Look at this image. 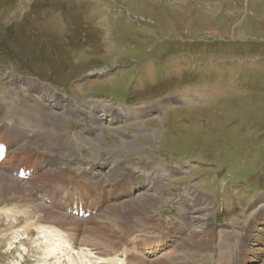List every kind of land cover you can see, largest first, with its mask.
<instances>
[{"label": "rangeland", "instance_id": "1", "mask_svg": "<svg viewBox=\"0 0 264 264\" xmlns=\"http://www.w3.org/2000/svg\"><path fill=\"white\" fill-rule=\"evenodd\" d=\"M83 115L94 124L82 126ZM3 129L13 149L40 156L38 169H63L55 184L31 188L62 212L45 225L59 228L64 206L77 210L84 227L66 229L77 247L104 252L99 229L88 230L117 221V264H223L224 223L234 263L264 264L256 228L242 255L237 240L264 200V0H0V139ZM161 164L172 169L152 170ZM128 172L145 176L135 190L119 201L95 195ZM18 177L33 183L29 172ZM12 198L0 196V264L67 258L52 259L45 230L32 227L36 203ZM11 208L31 214L7 216ZM256 221L263 236L264 216ZM186 222L156 248L157 234Z\"/></svg>", "mask_w": 264, "mask_h": 264}, {"label": "bare ground", "instance_id": "2", "mask_svg": "<svg viewBox=\"0 0 264 264\" xmlns=\"http://www.w3.org/2000/svg\"><path fill=\"white\" fill-rule=\"evenodd\" d=\"M38 85V84H37ZM40 87V86H39ZM47 88V87H46ZM54 95V94H53ZM56 97V96H55ZM103 104V103H102ZM94 106V105H93ZM102 107H104L103 105H101ZM100 106V107H101ZM95 107V106H94ZM112 110V109H111ZM133 111V110H132ZM141 111V110H139ZM121 115V113L119 114ZM116 116V115H115ZM24 124V123H23ZM26 124V123H25ZM24 130V129H23ZM26 130V129H25ZM12 139V134H10L9 132L5 131L3 129L2 132V137L0 139V196L5 197L6 199L12 198L14 195V197L12 198V200H8L6 202H8L9 204H15L16 207H18L21 203H24L26 201V203L28 201L32 202L33 205L34 203H36L35 206V211L36 213H41V218L39 219L38 222L31 224L32 227H34L35 229H37L38 231H43L45 230L47 236H45L44 238H46L47 243L49 244L48 246V252H49V256L52 257V259H54V256L57 258H63V257H67L62 259V261H56V264L58 263H63V264H76L77 262L79 264H81V261L79 260L80 255H82V257L84 258V260L82 261L83 264H115L118 261V251L117 249H114V246H121V244L118 245H111V241H114L113 239L116 237V234L118 233V231L122 230V228L125 230V226L122 224V227L119 226V224L117 225V221L115 223V228L117 229V233L115 232L114 227L111 228L112 226H107L108 224H106L105 226H101V227H97L93 230L89 229L88 231L90 232H94L95 233L98 231L99 229V234L97 235H101L104 236V243L102 242L101 244H99L101 242V240H99L100 242L97 243V245H99L100 247H104V252H102L100 249L96 248V252H93V250L91 251L90 249H87L86 246L82 245L80 247L76 246V242L75 239H77L78 237H76V234H74V236L76 238L72 239L70 234H68L67 232V228L69 230H73L79 232L78 229L81 230L82 227L84 226H80L78 224V222L76 221L77 219L75 217H71L72 215H75V213H78L76 209H72L70 206H64V209L66 210V214L64 219H62V217L60 218L59 222H61V226L59 228H54L53 225H50V223L48 225H45L44 221L48 220V218L56 215V214H62V212H60L59 210L57 211L56 209H52L51 207H49L48 205L43 204L45 201H43V203L36 201L37 196H34V194L32 193V188L34 187V183L37 186L36 182L34 181H38L39 184H43L45 186H51L53 184L56 183L55 181V177L57 178V176L59 174H61V171L63 170L61 167H58V170L55 167H53V169L50 168L49 172H43L42 170L38 169L36 167L38 158L37 155L36 156H27V153L24 150H19V149H13L12 146L9 144V141H11ZM4 140V142H3ZM18 146V145H17ZM21 148V147H20ZM24 149V148H22ZM12 151V152H9ZM56 158L54 159V164H56ZM39 162V161H38ZM39 164V163H38ZM155 164V163H154ZM2 165H6L5 167ZM123 165V164H122ZM122 167V166H120ZM163 167V166H162ZM1 168H3L4 170H1ZM173 171V170H171ZM8 172V174H7ZM10 172V173H9ZM31 173L32 174V182L33 183H27L26 181H23L22 179L16 178V175H18L19 173H23V174H27V173ZM137 174V173H136ZM11 176H15V178H12ZM35 176V177H33ZM55 176V177H54ZM134 176V175H132ZM158 177V176H157ZM164 177V176H162ZM132 178V177H131ZM145 176H138V179L136 181L140 182L142 184V180H144ZM131 180V179H130ZM129 180V181H130ZM146 180V179H145ZM107 182V181H106ZM105 182V183H106ZM129 184V183H128ZM42 186V187H45ZM32 187V188H31ZM44 191V190H43ZM73 191V190H72ZM75 194V193H74ZM127 195L128 192H127ZM45 196V195H44ZM130 196V195H129ZM82 197V196H81ZM15 199V200H14ZM142 199V198H141ZM33 200V201H31ZM44 200V199H43ZM99 200V199H98ZM144 200V199H143ZM130 201V200H129ZM130 203V202H129ZM135 203V202H134ZM127 204V203H126ZM189 207V206H188ZM134 208H137L136 206ZM24 211L21 208H11L6 212L7 216H19V215H24ZM81 213V212H80ZM117 213V215L119 214V208L117 207L115 209V212ZM29 214H31L30 212L27 213V215L24 216H29ZM116 215V216H117ZM264 216V210L262 209L260 214ZM188 216V212H185V215L182 216V220H188L190 218L187 217ZM111 218V217H110ZM114 219V218H113ZM116 219V218H115ZM51 220V219H50ZM110 220V219H109ZM118 220V219H117ZM255 220V219H254ZM182 221V222H183ZM120 222V221H119ZM95 223V221H92L89 223V225H93ZM258 223V222H257ZM57 224V223H56ZM55 224V225H56ZM59 224V225H60ZM190 223L186 222L183 224H179L173 231L169 232L168 236H163L160 233L156 235V237H160L159 240L160 242H157L156 244V248L158 247H169V243L172 242L174 239H176L177 237H174V235H176V233H182L184 226H186V228L189 226ZM58 225V224H57ZM184 225V226H183ZM107 226V227H106ZM258 224L256 226H250V231L254 230L255 228H257ZM87 228V227H86ZM215 228V227H214ZM262 228V227H261ZM258 228L257 232H261L262 229ZM211 229V228H210ZM84 230V229H83ZM82 230V231H83ZM185 230V229H184ZM212 230V229H211ZM186 231V230H185ZM43 232V233H45ZM107 235V236H106ZM125 235V234H124ZM179 235V234H178ZM221 235V242L219 244V251L222 252L221 256L224 259V263L223 264H231L234 263L233 259L235 258V256L232 258L231 254L229 253L231 251V247L229 245V238L228 236L224 233L220 234ZM49 236V237H48ZM260 237L259 240H262L263 242L260 243V247H258L257 249L259 251L264 250V235L262 236V234L258 235ZM101 237V236H100ZM180 237V236H179ZM183 237V236H182ZM182 237L180 239H182ZM212 237V236H211ZM210 237V238H211ZM50 238V239H48ZM209 238V239H210ZM79 239V238H78ZM97 239V238H96ZM95 239V240H96ZM100 239V238H99ZM125 239V238H123ZM157 240V241H159ZM164 240V241H163ZM91 241V240H90ZM89 241V242H90ZM148 241V240H145ZM144 241V242H145ZM249 241V240H248ZM98 242V241H97ZM128 242V240H127ZM130 242V241H129ZM150 242V241H149ZM148 242V243H149ZM177 242V241H176ZM175 242V243H176ZM113 243V242H112ZM120 243V242H119ZM146 243V242H145ZM212 243V242H211ZM129 244V243H128ZM180 244H182L180 242ZM126 245V244H125ZM131 245V243H130ZM129 245V246H130ZM139 245V244H138ZM150 245V244H149ZM178 245V244H177ZM94 246V245H93ZM181 246V245H180ZM178 247V246H177ZM176 247V248H177ZM175 248V247H174ZM123 249V247L121 248V250ZM125 249V248H124ZM155 248H149L146 249L145 252L148 254H151L152 252H154ZM172 249V248H171ZM256 249V250H257ZM89 250L88 252V256L86 255V252ZM157 249H155L156 251ZM159 250H157L158 252ZM171 251V250H170ZM174 251V250H172ZM163 252V251H162ZM227 252V253H226ZM232 252V251H231ZM179 253V252H178ZM182 253V252H181ZM125 254V253H123ZM173 254V253H172ZM258 254V252H257ZM114 257H111L113 256ZM137 256V254H135ZM165 255V254H164ZM163 255V256H164ZM176 255V254H175ZM74 256V257H73ZM168 256V255H167ZM86 257L88 259H90L89 261L86 260ZM107 257V258H105ZM162 257V256H161ZM173 257V256H172ZM73 261H70L72 260ZM120 258V257H119ZM138 258V257H137ZM171 258V257H170ZM169 258V259H170ZM240 258V257H239ZM167 259V258H166ZM243 259V258H242ZM123 260V259H122ZM222 260V259H221ZM220 260V261H221ZM109 261L108 263H105ZM120 261V260H119ZM118 261V262H119ZM131 261V260H130ZM157 262L155 264H160V262H164L162 260V258H160L159 260H156ZM166 261V260H165ZM170 261V260H169ZM87 262V263H86ZM123 262V261H122ZM77 263V264H78ZM126 263V261H125ZM131 263V262H130ZM165 264H168V262H164ZM117 264V263H116ZM141 264V263H140ZM236 264H241L236 263Z\"/></svg>", "mask_w": 264, "mask_h": 264}, {"label": "water", "instance_id": "3", "mask_svg": "<svg viewBox=\"0 0 264 264\" xmlns=\"http://www.w3.org/2000/svg\"><path fill=\"white\" fill-rule=\"evenodd\" d=\"M95 74H97V73H95ZM98 74H100V73H98Z\"/></svg>", "mask_w": 264, "mask_h": 264}]
</instances>
